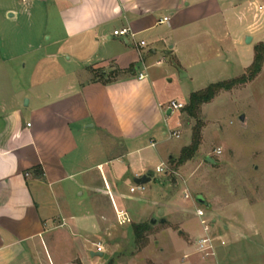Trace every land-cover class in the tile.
<instances>
[{"label":"crops","instance_id":"crops-1","mask_svg":"<svg viewBox=\"0 0 264 264\" xmlns=\"http://www.w3.org/2000/svg\"><path fill=\"white\" fill-rule=\"evenodd\" d=\"M0 14V264L101 263L120 249V237L135 238L133 224L144 221L138 198L152 206V225L169 224L179 212L199 216L197 197L172 192L164 178L159 188L150 185L173 156L158 150L171 130L162 127L170 102L161 100L150 69L173 59L188 78L225 58L243 74L255 45L264 43V0H0ZM37 22L40 29L51 23L54 35L44 36L70 51V69L50 79L37 68V33L29 72L16 52L21 44L5 40L11 28L35 31ZM124 28L128 36L114 35ZM248 46L252 58L240 54ZM100 72L112 81H101ZM149 170L155 175L146 197L131 193L134 179ZM212 207L198 224L176 220L187 238L181 252L203 237L214 247L213 260L185 264H240L228 256L231 233L253 240L235 225L229 203Z\"/></svg>","mask_w":264,"mask_h":264},{"label":"rangeland","instance_id":"rangeland-1","mask_svg":"<svg viewBox=\"0 0 264 264\" xmlns=\"http://www.w3.org/2000/svg\"><path fill=\"white\" fill-rule=\"evenodd\" d=\"M2 15L0 14V18ZM22 18V22L26 23L28 14ZM47 22L41 29L39 28L41 25L37 22L35 31L17 27V31H20L14 33V28H11L10 31L7 30L10 34L5 37V40L10 38L11 41H23L21 43L17 41L21 45L16 52H20L21 66L26 63L29 72L33 69L35 61L31 49L32 43L36 33L38 34L43 47L35 54L43 55L37 66L41 74L43 73V79L59 76L72 66L68 60L70 51L66 54L65 50L47 40V37L53 34L51 23ZM6 29L8 28H5V31ZM45 33L49 35L44 36ZM52 54L53 56H50ZM206 54L200 57H208L213 51ZM240 54L252 58V48L248 46V49L243 51L241 49ZM171 64L170 67L165 63L150 69L156 82L157 93L166 105L172 99L181 100L180 102L187 105L188 93L201 90L210 83L228 80L242 74L238 62L228 63L225 58L220 66L216 65L212 71H205L201 67L188 78L181 77L186 71L182 70L173 59ZM194 75L195 79L192 80ZM241 115L245 116L244 121L239 119ZM166 118L169 124L162 123V127L166 131L179 130L180 137L168 139L167 135L158 139V150L165 153L170 149L173 156L163 165L165 170L156 173L150 185L157 189L160 187L157 181L164 178L165 183L172 187L174 193L177 190L184 197L188 193L189 198L192 196L193 199L198 195L204 196L207 205L203 206L196 201V206L203 209L204 215L213 211V203L223 205L229 203L228 213L234 216L235 225L253 241L264 246V65L261 73L250 83L222 91L210 103L204 104L197 118L189 116L184 109ZM194 128L200 130V146L190 160L179 164L182 149L191 144ZM220 149L222 153L218 154L217 151ZM208 157L214 162H208L206 160ZM147 194L148 192L144 190L136 192L135 195L146 197ZM138 199L135 203L140 206L144 219L139 223L148 225V229L143 234L144 240L136 243L134 236L127 239L124 235L120 237L122 243L118 251L108 253V256L100 261L101 263L97 260L94 264H185L191 259L213 260L214 250H211L213 254L211 252L207 255V251L199 249V242L195 243L194 250L190 252L180 250V243L186 245L183 241L187 238L177 224L178 216L193 225L199 223V216L179 212L169 224L161 225L156 222L152 225L148 219L152 206ZM219 229L224 230L223 227ZM239 238L236 240L234 233H231L230 243L235 245L229 247L230 261L236 259L240 264H264V249L260 250L253 241H242L245 238ZM188 243L194 244V242Z\"/></svg>","mask_w":264,"mask_h":264},{"label":"trees","instance_id":"trees-1","mask_svg":"<svg viewBox=\"0 0 264 264\" xmlns=\"http://www.w3.org/2000/svg\"><path fill=\"white\" fill-rule=\"evenodd\" d=\"M264 65V43L257 44L254 47V59L251 65L246 69V71L235 78L228 80H223L219 82L212 83L207 87L194 91L190 94L188 104L185 106L184 110L188 113L189 116L197 118L198 114L201 111V107L204 104L210 103L220 92L228 91L239 85H245L253 81L262 71ZM129 73H135L133 68H130ZM125 73L117 72V74ZM101 73L98 75V78L104 82H111L112 75H107ZM115 76H113L114 78ZM105 78V79H104ZM201 142V133L199 129L194 128V133L192 137L191 144L182 149L181 155L179 157V164L190 160L196 151L198 150ZM135 241L140 243L144 240V232L148 229L146 224H135Z\"/></svg>","mask_w":264,"mask_h":264},{"label":"built area","instance_id":"built-area-1","mask_svg":"<svg viewBox=\"0 0 264 264\" xmlns=\"http://www.w3.org/2000/svg\"><path fill=\"white\" fill-rule=\"evenodd\" d=\"M21 1L22 2H29L30 0H21ZM168 19H169L168 17H165V18L159 20V23H163L165 21H168ZM129 34H130V30L128 28H124V29H121V30L114 31V35H116V36H128ZM138 44H139V46H144L145 45V42L144 41H141ZM144 77H145L144 74H142V73L139 74V78L140 79H142ZM185 106H186V104L183 103V102H180L178 100H172V101H170L167 109H171L172 110V113H174V112L181 111L182 109L185 108ZM168 136H169V138H173V137L178 138V137H180V131L179 130H170ZM217 153L218 154H221L222 153V150L221 149L218 150ZM164 170L165 169H164L163 166L157 168V172L158 173H161ZM145 189H146V185H138V184H135L134 186H132L130 188V191H131V193H135V192H138V191H144ZM185 197L186 198H189V194L186 193L185 194ZM196 212H197V214L199 216L204 215V211L201 208H198L196 210ZM198 246H199V249L201 251H207V253H206L207 255H209L211 252H212L211 254H213V251H211V250H213L212 240L209 237L200 239V241L198 243Z\"/></svg>","mask_w":264,"mask_h":264},{"label":"water","instance_id":"water-1","mask_svg":"<svg viewBox=\"0 0 264 264\" xmlns=\"http://www.w3.org/2000/svg\"><path fill=\"white\" fill-rule=\"evenodd\" d=\"M12 15V14H11ZM245 42L247 43V44H250L251 42H252V37L251 36H247L246 38H245ZM26 103H28V101L26 100ZM171 113H172V110L171 109H168V111H167V115L168 116H170L171 115ZM239 119L241 120V121H244L245 120V116L244 115H241L240 117H239ZM208 162H211V163H213L214 162V160L212 159V158H210V157H208L207 159H206ZM155 175V171L154 170H149L148 172H146L144 175H142V176H140V177H136L135 179H134V182H135V184H138V185H145V184H147L148 182H150V180L152 179V177ZM196 200L201 204V205H207L208 203H207V201H206V199L204 198V196H202V195H198L197 196V198H196ZM163 211L161 210V211H159V214L160 215H163ZM161 222H166V218H161V220H160ZM152 223H155L156 222V220L155 219H152V221H151ZM99 255H102V254H99Z\"/></svg>","mask_w":264,"mask_h":264}]
</instances>
